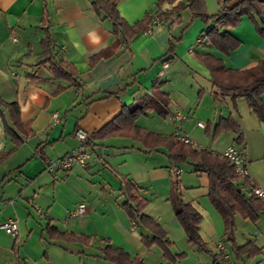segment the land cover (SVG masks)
<instances>
[{"label": "crops", "instance_id": "crops-1", "mask_svg": "<svg viewBox=\"0 0 264 264\" xmlns=\"http://www.w3.org/2000/svg\"><path fill=\"white\" fill-rule=\"evenodd\" d=\"M158 1L117 0L116 9L133 25L154 10ZM178 1L188 2H175ZM224 1L229 7L241 0H202L209 16L217 14ZM171 5L163 2L162 8ZM43 16L55 49L77 72L79 89L66 80L54 78L48 65L40 63L41 40L45 36ZM168 18L134 35L127 47L120 43L108 56L98 58L91 65L90 57L111 50L115 41L110 21L95 11L92 0H0V100L18 105L21 122L28 129L27 135L21 134L22 143L0 162V222L15 218L18 223L15 237L0 228V264H54V261L64 264L68 259L87 257L84 254L88 246L97 249L93 254L96 261L113 264L100 256V248L106 244L121 248L131 259L139 257L144 264H215L213 255L223 256L217 249L219 242L227 248L229 264H264V213L255 222L235 214V243L240 246L250 242L257 250L250 257L236 258L223 237L222 217L208 199L207 176L194 172L190 159L170 162L164 147L148 149L142 142L125 136L93 140L81 148L74 136L76 130L82 129L89 139L124 106L153 93L156 84V90L168 98L169 113L161 116L149 111L137 117L134 124L162 136L174 135L178 130L193 143L189 144L192 147L221 154L227 146L237 145L247 160L249 179L264 192V123L243 97L214 99L210 73L198 58L211 54L221 59L226 68L246 69L264 60V39L243 16L229 29L235 40L234 49L222 53L200 36L212 21L208 24L199 18L190 21L187 10L181 12V22L169 27ZM173 37L180 40L172 57L163 61L169 39ZM107 92L113 94L106 97ZM176 110L185 115L183 120L174 119ZM226 117L237 124L241 144L235 142L237 134L232 131L214 135L215 126ZM197 122L204 123V127L197 126ZM13 147L0 114V153ZM78 150L89 154L86 165H76L49 178L45 170L47 160ZM178 168L180 173L176 172ZM173 175L179 177L182 200L191 203L202 216L199 233L210 253L186 240L173 209ZM72 177L76 183L96 186L98 200L90 195L74 197L72 209L83 202L86 213L81 217L69 215L66 210L71 205H68L64 207L62 227H58V217L52 211L60 194L67 192L61 191L60 185ZM122 177L130 179L147 199L143 212L163 228L171 242V254L182 256L165 260L157 245L148 248L142 244L140 237L148 232L132 223L120 207L124 201L120 192ZM50 179L54 182L50 183ZM47 224L76 236H88L90 241L83 244L49 238ZM51 245L64 250H49L47 247ZM79 254L83 255L78 257Z\"/></svg>", "mask_w": 264, "mask_h": 264}, {"label": "trees", "instance_id": "trees-1", "mask_svg": "<svg viewBox=\"0 0 264 264\" xmlns=\"http://www.w3.org/2000/svg\"><path fill=\"white\" fill-rule=\"evenodd\" d=\"M176 0H160L155 5V9L147 12L140 21L133 25L128 24L117 12V0H92L93 8L97 13H102L112 26V33L115 41L111 50H104L90 57L89 63L92 65L98 58L106 57L121 43L127 47L132 37L138 33H143L153 25L154 20L164 23L165 19L175 16L168 24L181 22V12L187 10L190 21L199 18L208 25L200 36L206 38L215 49L222 53L233 50L234 39L229 29L235 27L243 16H246L254 25L256 32L264 39V0H241L232 6H227L226 2H221L220 11L209 16L204 8L202 0H188L187 3ZM163 2L172 3L168 8H162ZM175 2V3H174ZM174 3V4H173ZM43 29L45 36L41 40L43 50V60L41 64H47L48 70L54 78L63 79L70 85L80 88L77 80V72L66 61L58 50L55 49L54 41L49 33L46 18L43 16ZM189 23V22H188ZM186 23V24H188ZM180 40L179 37L169 39L168 49L165 56L172 57L174 47ZM198 58L206 66L210 73L211 93L214 99L221 100L228 96L232 100L243 97L249 108L253 111L259 121L264 123V60L259 61L254 66L246 69L226 68L221 59L211 54L198 55ZM154 92L143 95L131 106H124L119 114L106 123L103 127L95 130L91 137L87 139L85 146L90 145L93 140H102L107 137L125 136L142 142L148 149L162 146L169 153L170 162L181 163L190 159L193 162V171L204 173L208 179V199L213 208L221 215L224 224L223 237L230 243L233 254L236 258L243 256L250 257L257 253L252 243L237 245L235 243L234 216L239 214L244 219L255 222L260 213H264V200L256 196L251 187L253 185L249 177H238L235 174L233 165L221 153L213 152L205 148L197 149L189 144L179 142L174 135L162 136L150 132L134 124L137 117L145 115L149 111H156L159 115L165 116L168 111V98L164 92L157 91V86H153ZM113 94L107 92L105 96ZM0 114L3 117L5 132L14 143V147L9 151L0 153V162L5 159L17 146L23 137L27 135L26 124L21 122L19 107L15 102L5 103L0 100ZM222 131H232L237 134L235 142L242 143V137L237 124L231 117L222 118L214 128V135ZM171 173L173 168L170 167ZM172 202L175 216L181 225L186 240L206 253H210L206 243L199 233L201 221L200 212L189 202L181 198V185L178 175H173ZM120 192L124 196V201L120 207L130 218L131 222L145 229L148 234L140 237L145 247L157 245L162 250L165 260L173 261L183 254H171L169 248L171 242L163 228L143 210L147 204L135 184L127 177L121 178ZM46 233L49 238H56L74 242L88 244L90 237L85 235H74L60 231L56 226L47 224ZM100 256L113 264H144L142 259L136 257L131 259L121 248H114L106 244L100 248ZM215 264H229V258L224 259L221 254L213 255Z\"/></svg>", "mask_w": 264, "mask_h": 264}, {"label": "built area", "instance_id": "built-area-1", "mask_svg": "<svg viewBox=\"0 0 264 264\" xmlns=\"http://www.w3.org/2000/svg\"><path fill=\"white\" fill-rule=\"evenodd\" d=\"M175 16H171L168 19L173 20ZM154 24H159L158 20L153 21ZM149 29V28H148ZM198 42V40H197ZM175 120H183L185 115L182 114L180 110H176L174 112ZM54 120L58 119L56 114L53 115ZM197 126L204 127V123L197 122ZM75 138L78 140L80 147L83 148L87 141V135L82 129H78L75 132ZM174 136L183 143L193 144L186 135H181L178 133V130L174 133ZM222 155L226 157L229 162L233 165L235 174L238 177H248V166L247 160L243 151L235 144H231L226 147V149L222 152ZM89 159V154L83 150H78L75 152H70L65 154L64 156L55 159V160H47L45 162V170L50 173L53 177L59 172H67L70 171L74 166H84L87 164ZM177 173L181 172V169H176ZM253 183V182H252ZM252 192L264 200V192L256 185L253 184L251 187ZM87 211V207L85 203L79 202L76 204L75 208L70 212L72 216L81 217ZM42 216V213H41ZM0 228L4 230L7 234L12 237H15L18 233V223L15 218H9L2 222H0ZM217 249L223 254L224 258H228L229 254L227 253V248L223 242H219L217 244Z\"/></svg>", "mask_w": 264, "mask_h": 264}, {"label": "rangeland", "instance_id": "rangeland-1", "mask_svg": "<svg viewBox=\"0 0 264 264\" xmlns=\"http://www.w3.org/2000/svg\"><path fill=\"white\" fill-rule=\"evenodd\" d=\"M258 34V33H257ZM260 36V35H259ZM261 37V36H260ZM262 38V37H261ZM263 39V38H262ZM209 147V146H207ZM60 173V172H59ZM49 178H51L50 176H52L50 173H46ZM54 181H52V179H50V183H52ZM57 182V181H56ZM61 191L66 190V193H61L60 194V199H58L57 201V205L56 207L53 208V211L55 213V216L58 217V223L57 226L58 227H62V224L64 222L63 217H64V207H69L70 209L66 210V212L70 215L71 210H73V205L71 201H73L72 199L77 198V199H81V197L86 196V195H90L91 198H93L95 201L98 200V194H97V187H90V185L86 182H82V183H76L75 179L72 177L68 182L63 183L62 185H60ZM48 191V193H50V195L52 194L51 189L46 190ZM91 193V194H89ZM44 205V204H41ZM46 208V205L42 206ZM54 213H52L54 215ZM62 229V228H61ZM94 246V245H93ZM49 250H54L56 252H61V250H64L63 248H60L58 246H48L47 247ZM85 254L84 256L87 257H83L81 258V260L79 259H68L67 261H63L64 264H103L104 262L102 260L100 261H96V257L93 255L95 253H97V249L94 247H85ZM92 253V255H91ZM81 255L83 254H79L78 257H81ZM69 258V257H68ZM55 264V261L53 262ZM57 263V262H56Z\"/></svg>", "mask_w": 264, "mask_h": 264}, {"label": "water", "instance_id": "water-1", "mask_svg": "<svg viewBox=\"0 0 264 264\" xmlns=\"http://www.w3.org/2000/svg\"><path fill=\"white\" fill-rule=\"evenodd\" d=\"M170 58H171V56H165V57L163 58V61H167V60H169ZM104 152L107 153V150H104Z\"/></svg>", "mask_w": 264, "mask_h": 264}]
</instances>
